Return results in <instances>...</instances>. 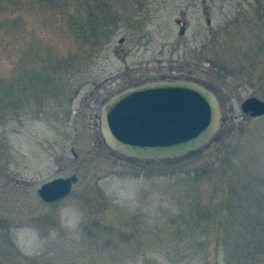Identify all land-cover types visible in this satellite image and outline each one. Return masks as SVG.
Instances as JSON below:
<instances>
[{"label":"rangeland","instance_id":"obj_1","mask_svg":"<svg viewBox=\"0 0 264 264\" xmlns=\"http://www.w3.org/2000/svg\"><path fill=\"white\" fill-rule=\"evenodd\" d=\"M162 78L215 91L220 130L174 159L112 150L103 103ZM250 96L264 99V0H0V264H264ZM72 175L68 196L41 198Z\"/></svg>","mask_w":264,"mask_h":264},{"label":"water","instance_id":"obj_2","mask_svg":"<svg viewBox=\"0 0 264 264\" xmlns=\"http://www.w3.org/2000/svg\"><path fill=\"white\" fill-rule=\"evenodd\" d=\"M242 109L264 114V100L246 98ZM223 111L218 95L189 79H159L127 87L101 107V132L106 144L138 159L181 157L206 146L220 130ZM76 176L58 177L39 189L46 202L68 195Z\"/></svg>","mask_w":264,"mask_h":264}]
</instances>
